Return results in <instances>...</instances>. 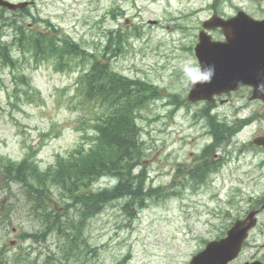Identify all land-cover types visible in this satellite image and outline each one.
<instances>
[{
  "label": "rangeland",
  "instance_id": "1",
  "mask_svg": "<svg viewBox=\"0 0 264 264\" xmlns=\"http://www.w3.org/2000/svg\"><path fill=\"white\" fill-rule=\"evenodd\" d=\"M212 7L225 16L237 9L254 18L264 14V0H133L132 4L127 0H34L29 13L0 11V18L10 22L12 28L21 24L42 35H69L96 55L102 53L100 47L109 30L119 27L132 32L128 43L122 42L118 53L110 54L111 66L159 87L136 119L144 146L141 159L154 157L145 167V187H155L167 183L173 168L170 164L193 161L190 154L198 153L206 140L201 136L203 120L198 117L205 103H177L182 102L178 99L190 86L179 62H197L187 47L194 46L197 31L212 14ZM115 8L123 13L112 12ZM149 20L156 22L151 24ZM12 28L10 24L2 27L5 39ZM210 33L215 39L222 38L218 30ZM110 43L116 45L113 40ZM26 52L22 56L14 49L13 57L20 58L13 67L0 62V155L18 161L34 149V161L44 168L54 162L56 154L66 155L81 143L90 123L79 103L77 68L70 65L58 71L53 60L36 63ZM168 93L171 99L166 97ZM249 94L248 87L228 92L211 109L215 118L227 123L251 115L253 119L229 138V161L219 173L225 180L214 175L216 181L209 186L206 181L193 190L180 188V196L147 201L139 210L132 208V215L124 212L121 199L107 202L100 212L86 219L76 240L55 231L58 224L38 237L39 241L20 239L22 231L40 234L48 225L51 210L59 211L63 221L65 214L58 210L63 196L48 183L45 205L34 207L19 182L7 186L0 174V258L6 257L7 264H21L22 260L29 261L23 264H118L126 257L123 264H188L203 240L221 237L235 219L256 207L260 211L256 226L229 264L264 262V202L260 201L264 198V149L250 145L253 137L264 132V108L260 100L249 99ZM105 117L102 110L101 119ZM193 118L198 120L196 126L188 124ZM106 184L108 179L103 178L93 187ZM13 255L17 262L9 260Z\"/></svg>",
  "mask_w": 264,
  "mask_h": 264
},
{
  "label": "trees",
  "instance_id": "2",
  "mask_svg": "<svg viewBox=\"0 0 264 264\" xmlns=\"http://www.w3.org/2000/svg\"><path fill=\"white\" fill-rule=\"evenodd\" d=\"M5 24L11 23L0 18V62L3 65L13 67L14 61L19 59L13 57L12 48L20 53L26 50L35 55V59L53 60L57 66L62 60H77L81 66L78 92L85 101L87 99L105 104V120L101 125L93 124L101 132L103 140L98 147H91L88 154H75L66 160H58V165L45 175H40L31 162L23 161L21 168L24 176H17L25 187V194L30 195L36 204L44 203L49 193V181L60 187L72 202L81 203L85 207L86 202L97 199L98 195L87 197L80 192L84 175L87 178L100 172H112L124 180H130L133 176L130 170L136 164L140 152L134 117L136 111L143 107L144 97L154 95V86L114 72L107 63L97 59L95 53L82 48L70 36H61L56 31L55 36L42 35L38 30H25L19 25L13 28L9 42L2 41V26ZM116 43L121 46V40ZM11 171L10 166H3L2 172L5 174ZM122 179L119 181L120 186L124 185ZM81 222L77 221L78 228Z\"/></svg>",
  "mask_w": 264,
  "mask_h": 264
},
{
  "label": "water",
  "instance_id": "3",
  "mask_svg": "<svg viewBox=\"0 0 264 264\" xmlns=\"http://www.w3.org/2000/svg\"><path fill=\"white\" fill-rule=\"evenodd\" d=\"M25 4L0 0V5L9 9ZM203 25L220 26L226 42L211 41L204 32L199 33V42L195 46L196 56L202 66H214L215 74L210 83L192 86L187 99L210 98L213 93L220 94L242 85H251V97L264 101V94L257 91V85L264 83V19L253 20L239 11L228 20L213 16ZM255 142L264 146V137ZM244 222L245 220L236 222L227 232L226 238L211 243V249L199 257L201 264H226L233 258L254 220L247 225Z\"/></svg>",
  "mask_w": 264,
  "mask_h": 264
},
{
  "label": "clouds",
  "instance_id": "4",
  "mask_svg": "<svg viewBox=\"0 0 264 264\" xmlns=\"http://www.w3.org/2000/svg\"><path fill=\"white\" fill-rule=\"evenodd\" d=\"M180 71L187 84L210 83L215 74L214 66H202L194 60L184 59L179 62ZM257 91L264 94V83L257 85Z\"/></svg>",
  "mask_w": 264,
  "mask_h": 264
}]
</instances>
